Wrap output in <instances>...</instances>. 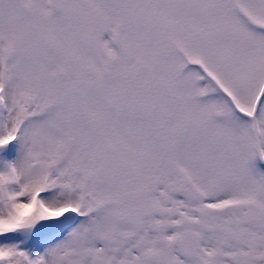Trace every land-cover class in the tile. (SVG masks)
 Listing matches in <instances>:
<instances>
[{"label":"snow or ice","instance_id":"6c2138e0","mask_svg":"<svg viewBox=\"0 0 264 264\" xmlns=\"http://www.w3.org/2000/svg\"><path fill=\"white\" fill-rule=\"evenodd\" d=\"M0 264H264V0H0Z\"/></svg>","mask_w":264,"mask_h":264}]
</instances>
